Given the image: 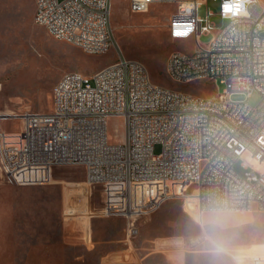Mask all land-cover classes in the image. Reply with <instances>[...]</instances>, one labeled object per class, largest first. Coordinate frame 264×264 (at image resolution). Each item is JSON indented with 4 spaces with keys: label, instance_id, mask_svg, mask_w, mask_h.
I'll return each instance as SVG.
<instances>
[{
    "label": "built area",
    "instance_id": "built-area-1",
    "mask_svg": "<svg viewBox=\"0 0 264 264\" xmlns=\"http://www.w3.org/2000/svg\"><path fill=\"white\" fill-rule=\"evenodd\" d=\"M210 1L216 11L209 9L207 19L198 16L202 0L129 5L134 14L157 3L177 5L169 35L194 38L196 47L191 54L171 53L167 71L178 83L221 78L224 95L204 98L155 84L144 63L124 55L111 25L113 0H34V20L51 36L87 54L116 48L117 59L92 76L66 73L54 88V110L17 116L21 131L9 133L0 124L2 179L18 187L47 186L56 168L83 167L86 182L101 190V217L125 219L132 236L137 220L173 199L195 205L197 214L264 212V3ZM226 3L240 8L225 13ZM214 16L227 25L216 27ZM175 24L192 30L174 38ZM207 33L214 38L203 46L199 37ZM255 92L261 96L256 106L228 99ZM112 117L121 118L124 127L114 143L107 136ZM257 258L264 257L250 264Z\"/></svg>",
    "mask_w": 264,
    "mask_h": 264
},
{
    "label": "rangeland",
    "instance_id": "rangeland-1",
    "mask_svg": "<svg viewBox=\"0 0 264 264\" xmlns=\"http://www.w3.org/2000/svg\"><path fill=\"white\" fill-rule=\"evenodd\" d=\"M129 5L130 0H113L111 17L116 41L127 58L144 63L157 85L204 98L224 95L226 84L221 78L178 83L169 76L171 53L191 54L196 47L194 38L173 40L169 35V19L176 4L157 3L143 14L131 13ZM0 7L1 91L7 99L15 98L19 114L51 113L54 88L66 73L92 76L117 59L116 48L105 54H87L51 36L36 24L33 0H0ZM209 9L216 11V6L202 0L198 16L207 19ZM210 21L219 29L228 23L216 16ZM213 38L214 33H207L199 40L207 46ZM228 99L256 106L261 96L257 92L251 96L232 94ZM5 123L9 131L22 129L21 118H9ZM123 132L121 118L108 119L110 142H119ZM161 149L157 144L154 152L159 154ZM248 160L262 170L257 161ZM236 168L240 170L239 164ZM35 187H45L35 195L42 196L51 211L49 208L47 214L34 217L24 233L5 242V264H250L252 258L264 257L262 211L197 214L195 205L173 199L137 220L132 236L127 234L125 219L101 218V190L86 182L83 167H58L49 185Z\"/></svg>",
    "mask_w": 264,
    "mask_h": 264
},
{
    "label": "crops",
    "instance_id": "crops-1",
    "mask_svg": "<svg viewBox=\"0 0 264 264\" xmlns=\"http://www.w3.org/2000/svg\"><path fill=\"white\" fill-rule=\"evenodd\" d=\"M33 3L35 12L34 0ZM17 100L21 101L20 99ZM14 101L15 98H6V95H4L1 91L0 84V116L6 117V119L0 120V124L2 129L9 133L14 132L6 129L5 122L7 121V119L17 118V116H21L26 113L23 112L22 114H19L16 111L17 103H14ZM42 188L45 187H18L10 185L2 179L0 173V264H5L6 262V260L4 259L5 256L3 254V245L5 244V242L11 239H15V235L20 234V232L24 233V227L31 226L33 224L34 217L39 218L43 216V214L48 213L50 208L48 206V202L42 199V196L35 195V193H38ZM62 199V215L64 216L65 191L63 193ZM94 219L95 218H93V220Z\"/></svg>",
    "mask_w": 264,
    "mask_h": 264
},
{
    "label": "clouds",
    "instance_id": "clouds-1",
    "mask_svg": "<svg viewBox=\"0 0 264 264\" xmlns=\"http://www.w3.org/2000/svg\"><path fill=\"white\" fill-rule=\"evenodd\" d=\"M143 2L145 4H147L148 2H150V0H143ZM181 7H184V6L182 5ZM234 8L236 10H239V8H240L239 3H236V4H228V3H226L223 6V10H224L225 13L232 12ZM191 30H192L191 29V25L175 24L174 25V31H173L172 35H173L174 38L177 37V36H187L191 32ZM254 264H264V258H257L254 261Z\"/></svg>",
    "mask_w": 264,
    "mask_h": 264
},
{
    "label": "bare ground",
    "instance_id": "bare-ground-1",
    "mask_svg": "<svg viewBox=\"0 0 264 264\" xmlns=\"http://www.w3.org/2000/svg\"><path fill=\"white\" fill-rule=\"evenodd\" d=\"M207 211H209V210H205V212H207ZM225 211H227V210H225ZM229 211H237V210H229ZM201 213H204V212H201Z\"/></svg>",
    "mask_w": 264,
    "mask_h": 264
}]
</instances>
